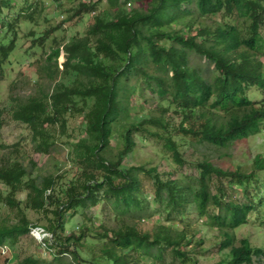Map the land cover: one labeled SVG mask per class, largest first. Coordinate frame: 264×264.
Masks as SVG:
<instances>
[{"label":"trees","instance_id":"trees-1","mask_svg":"<svg viewBox=\"0 0 264 264\" xmlns=\"http://www.w3.org/2000/svg\"><path fill=\"white\" fill-rule=\"evenodd\" d=\"M71 1H76L75 15L93 14L83 35L52 44L46 56L55 66L63 56L60 72L66 82H54L50 93L29 96L11 108L13 118L29 125L35 148L42 152L51 149L58 129L65 131L68 115H81L83 135L68 142L79 173L65 183L54 173L37 182L18 160L0 163V182L8 189L5 202L17 213L15 221L0 222V245L15 244L35 225L50 234L42 243L53 259L68 253L75 264H99L96 258L111 264H164L169 253L179 264H200L186 248L193 236L185 226L173 225L192 203L208 225L218 228L219 248L228 249L226 258L212 264H251L253 256H264V247L252 245L246 236L237 240L233 231L250 217L264 227V192L257 174L264 170V156L255 154L249 169L224 168L207 157L187 160L182 151L183 145L196 142L228 146L264 129V0ZM131 1L138 5L127 7ZM13 3L0 0V19ZM32 6L33 0H22L17 15L6 20L7 29L20 14L31 18ZM48 32L34 39L42 44ZM15 36L0 43V75L16 46ZM192 52L204 56L207 66L192 64ZM146 91L156 98L152 111L133 115L131 109L147 101ZM133 94L143 97L141 103H131ZM173 112L182 116L178 124L170 120ZM114 134L119 146L111 143ZM135 134L161 141L168 157L178 165L190 161L196 174L180 170L171 176L174 170L162 172L146 164L121 167L136 145ZM143 179L151 181L155 211L164 214L152 230L136 225L151 215ZM58 181L63 185L56 188ZM230 187L238 188L244 199L234 198ZM21 188H26L23 200L15 196ZM99 201L111 203L122 216L120 224L93 233L81 222L77 234L65 231L67 217ZM21 203L50 215L44 223H32ZM87 236L94 241L86 243L89 256L81 251ZM38 262L28 254L20 264Z\"/></svg>","mask_w":264,"mask_h":264},{"label":"rangeland","instance_id":"rangeland-1","mask_svg":"<svg viewBox=\"0 0 264 264\" xmlns=\"http://www.w3.org/2000/svg\"><path fill=\"white\" fill-rule=\"evenodd\" d=\"M13 7L10 11L3 9L0 19V43H7L10 37L15 34L14 49L9 53L8 57L2 64V75H0V107H3L4 122L0 131V163H8L12 160H18L27 169V177L33 176L37 182L43 175L54 173L61 176L63 183L68 178L74 177L79 173V167L71 154L70 143L74 142L80 135H83L81 126V115H68L67 127L64 132H57L55 143L47 152H42L35 148V142L29 125L12 116V106L17 102H23L29 96L42 95L50 93L54 82L64 80L66 77L60 72L61 63L64 59L60 54L57 57V66L53 59L47 60L46 56L51 50L52 44L58 42L62 44L73 36L83 35L87 25L91 21V12H85L81 15H75L72 6L76 1L71 0H33L32 17H25L18 14L19 17L11 29H7L6 20L12 19L17 15V10L22 0H13ZM137 2L126 3L127 7L137 6ZM105 8V2L102 1L98 5V10ZM73 13V14H72ZM205 21L211 22V17H205ZM2 23V26H1ZM4 24V26H3ZM48 30V36L42 44L34 39ZM54 38V39H53ZM190 62L192 64H200L207 66L204 56L196 53L190 54ZM212 64L209 68H212ZM132 80L131 82H133ZM147 101L142 107H134L131 113L152 111V107L156 103V98L151 97L148 91L144 93ZM138 94L130 97L131 103H141ZM136 106V105H135ZM181 115L176 112L172 113L171 122L178 124L181 121ZM136 145L132 151L125 155L121 160V167H127L131 164L155 165L158 170L166 172L174 170L171 176H175L181 170V174H196L190 161L199 160L207 157L217 165L224 168H233L237 165L244 169L251 167V161L255 154L260 153L264 156V129L251 134L245 138L237 139L228 146H216L212 144H186L182 146L183 155L186 161L182 165H178L168 157L167 153L162 149L161 141L151 136L144 138L135 134ZM68 142H70L68 144ZM111 143L120 144L116 134L113 135ZM259 188L264 192V170H258ZM58 181L59 188L63 185ZM143 195L144 201L149 205L151 215L136 220L138 228L143 230H152L160 221H164V214L155 211L157 203L153 199L151 181L143 179ZM7 186L0 182V222L10 223L17 219L16 209L7 205L4 195L7 192ZM232 196L236 199L243 200L244 196L236 187H230ZM26 188L19 189L15 196L19 200L25 198ZM21 208L32 223H44L48 218L40 210L23 206ZM15 212V213H14ZM67 215V214H66ZM125 216V215H123ZM122 217V216H121ZM121 217L115 214L111 203L99 201L95 205L88 208H78L76 213L65 219V231L79 232L80 223H86L90 226L91 231L95 233L104 228H112L120 224ZM126 217V216H125ZM173 225L177 228H185L188 233L193 236L192 244L186 248L195 256L200 264H212L220 259L226 258L227 248H219L221 234L215 226L206 223L204 216L197 214L194 204H189L181 219L173 221ZM35 225H32L34 227ZM236 239L246 236L250 243L254 246L264 247V227L252 220V217L244 224L239 225L234 230ZM42 236H49L44 230V235L37 231L29 230L22 234L15 244H7L0 251V264H20L22 259L28 254L38 258V264H43V260L51 262V264H75L72 256L68 253L62 254L59 258L53 259L52 251H48L42 243ZM201 240L195 245L197 240ZM85 243L81 247L84 255L89 256L91 251L89 245L92 244L93 238L87 236L83 239ZM87 243V244H86ZM100 242L93 246L98 247ZM99 264H111L110 259H97ZM147 263L149 260L147 259ZM164 264H179V261L172 260L171 255L166 253ZM251 264H264V256H253Z\"/></svg>","mask_w":264,"mask_h":264},{"label":"built area","instance_id":"built-area-1","mask_svg":"<svg viewBox=\"0 0 264 264\" xmlns=\"http://www.w3.org/2000/svg\"><path fill=\"white\" fill-rule=\"evenodd\" d=\"M30 229H31V232H32V230H34V231H37L38 233L44 235V229H43L42 227H40V226H34V227H31ZM46 232H47V231H46ZM47 233H48V232H47ZM48 234H49V233H48ZM49 236H50V234H49ZM42 237H44V236H42ZM42 237H41V238H42ZM4 246L7 247L6 244H2V245H0V251H1V249H3L2 247H4Z\"/></svg>","mask_w":264,"mask_h":264}]
</instances>
